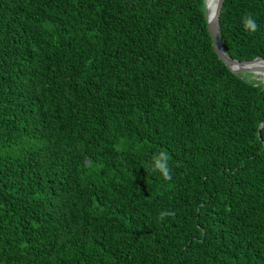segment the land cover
<instances>
[{
	"label": "trees",
	"instance_id": "trees-1",
	"mask_svg": "<svg viewBox=\"0 0 264 264\" xmlns=\"http://www.w3.org/2000/svg\"><path fill=\"white\" fill-rule=\"evenodd\" d=\"M205 3L0 0V264H264V82ZM220 37L264 57V0Z\"/></svg>",
	"mask_w": 264,
	"mask_h": 264
},
{
	"label": "water",
	"instance_id": "water-1",
	"mask_svg": "<svg viewBox=\"0 0 264 264\" xmlns=\"http://www.w3.org/2000/svg\"><path fill=\"white\" fill-rule=\"evenodd\" d=\"M225 0H216L215 8L210 11L209 0H206V18L213 45L219 57L234 72H251L260 75L264 82V57L258 56L250 60H239L230 56L221 41L220 37V14Z\"/></svg>",
	"mask_w": 264,
	"mask_h": 264
},
{
	"label": "clouds",
	"instance_id": "clouds-1",
	"mask_svg": "<svg viewBox=\"0 0 264 264\" xmlns=\"http://www.w3.org/2000/svg\"><path fill=\"white\" fill-rule=\"evenodd\" d=\"M243 25H244L245 30L249 32H255L258 27L256 22L250 17L244 18ZM253 83L255 84V82ZM261 86H264V85H261ZM149 167L151 168L153 172L158 171L165 180L170 178L171 170H170V165L168 163V157L166 153L161 152V153L155 154L152 157V161L150 162ZM172 214L173 213L165 209L159 213V218L160 220H164L165 217L170 216Z\"/></svg>",
	"mask_w": 264,
	"mask_h": 264
},
{
	"label": "bare ground",
	"instance_id": "bare-ground-1",
	"mask_svg": "<svg viewBox=\"0 0 264 264\" xmlns=\"http://www.w3.org/2000/svg\"><path fill=\"white\" fill-rule=\"evenodd\" d=\"M215 5H216V0H209V8H210V11L213 12V10L215 8Z\"/></svg>",
	"mask_w": 264,
	"mask_h": 264
}]
</instances>
